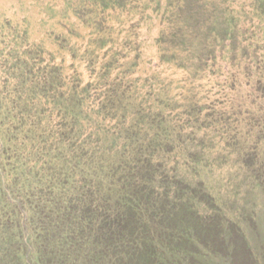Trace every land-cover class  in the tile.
Wrapping results in <instances>:
<instances>
[{
    "label": "trees",
    "instance_id": "obj_1",
    "mask_svg": "<svg viewBox=\"0 0 264 264\" xmlns=\"http://www.w3.org/2000/svg\"><path fill=\"white\" fill-rule=\"evenodd\" d=\"M112 1L99 0L98 4L105 9ZM115 2L118 6L136 3L142 8L151 5L162 9L160 59L176 67L186 63L184 69L192 72V76L203 75L207 69L221 73L222 87L236 93L238 99L242 94L238 90L242 89L240 77L244 76V84L251 93L245 96L251 112L243 116L241 108L234 104L230 116L264 117V0H246L230 11H226L227 0ZM219 5L222 13L218 12ZM250 27L259 34L252 35L247 47L260 53L261 59L254 52L252 57H243L246 45H236L242 28L249 30ZM215 28L222 31L224 28L227 35ZM199 30L209 33V39L196 40ZM191 36L197 43L187 41L186 37ZM116 57L114 53L112 58ZM59 73L49 89L54 88L56 107H63L64 79ZM77 75L70 80L66 92L67 102L73 101L70 113L75 119L67 126L69 135L56 139L60 147L56 156L42 152L29 158L34 153L25 148L28 138L13 134L23 127L22 119L14 116L11 121L0 123V264H186L190 256L186 249L197 250V233H222V227L237 238L227 243L230 250L234 248L228 257L230 261L240 258V264H262L259 260L264 243L256 249L252 237V233H260L264 220L261 214L264 213V182L260 174L252 172L251 182L246 178L252 184L249 200L239 197V214L229 217L224 205L221 209L215 207L206 177L200 176L197 169L191 167L189 180L188 173L178 163L174 162L171 170L168 168L172 159L168 156L173 151H181L183 134L171 120L158 119L160 113L155 111L166 108L165 103L151 99L154 98L151 93L140 98L138 106L135 103L139 96L129 91L124 98H111L105 93L101 96L100 87L93 83L81 86ZM9 84L11 91L3 86L0 98L13 93L17 100V96L24 94L17 82ZM19 89L21 93L17 94ZM48 91H42L43 95ZM163 99L167 98L163 96ZM17 101L8 107L10 112L18 110ZM88 101L93 106H108L115 112L114 116L94 117L82 125L78 110L84 109ZM123 101L124 108L120 109ZM167 102L170 101L167 99ZM254 105L258 109L256 116L252 111ZM3 110L0 102V114ZM138 111L148 115L133 117L140 115ZM117 112L123 117H117ZM196 115L200 117L201 113ZM120 122L123 123L120 125ZM104 126L108 132L103 130ZM99 128L104 134L100 139ZM257 133H264V127ZM258 141L254 151L262 158L250 164L254 166L264 162V142ZM31 150L37 153L39 147ZM187 158L194 163L193 156ZM184 165L190 169L188 163ZM201 205L216 214L205 218L206 211ZM244 212L245 217L241 214ZM220 216H227L228 220ZM210 255L206 257L212 258Z\"/></svg>",
    "mask_w": 264,
    "mask_h": 264
},
{
    "label": "rangeland",
    "instance_id": "obj_2",
    "mask_svg": "<svg viewBox=\"0 0 264 264\" xmlns=\"http://www.w3.org/2000/svg\"><path fill=\"white\" fill-rule=\"evenodd\" d=\"M98 1L0 0V91L3 86L11 91L9 82H17L24 92L22 96H17L21 93L19 89L15 94L17 100L20 97V101L14 99L13 93L10 97L0 98L4 109L0 114V123L9 122L14 116L22 119L23 127L20 126L13 134L18 133V137L26 135L29 142L25 148L30 150L31 154L34 153L29 158L32 159L34 155L42 152L48 156H56L60 149L56 139L60 135L65 138L69 135L67 126L75 119L70 113L73 101L68 103L69 96L66 94L75 73H78V80L82 81L81 86L93 83V86L100 87L101 96L105 93L111 98H124L128 91L135 93L139 96L136 106L140 98L146 93H151L154 97L151 99L166 104V108L159 109L163 110L162 112L155 111L160 113L158 119L171 120L175 126L182 129L183 144H180L179 148L184 151L177 152L183 155L177 157V152L173 151L168 156L172 157L168 168L171 170L175 167L174 162L178 163L179 168L188 173L189 180L192 179L191 167L197 169L200 176L206 177L207 188L214 195L215 207L221 209L224 205L229 217L236 216L239 214L240 205L237 199L240 197L249 200V190L252 188L249 179L251 173H259L264 182V162H259L257 166L250 165L261 157L260 153L257 157L258 153L254 148L257 139L261 144L264 142V133H257L264 127V117L230 116L234 104L239 106L238 109L241 108L243 116L250 111L249 99L245 96L251 93L244 84V76L240 77L242 89L240 87L238 90L242 94H239L241 99H238L236 93L222 87L221 73L207 69L203 75L192 76V72L184 69L186 63L176 67L172 62H163L160 59L159 43L164 25L162 9L158 10L151 5L142 8L136 3H122L118 6L119 3L115 0L102 9ZM244 1L246 0H227L226 11L239 8ZM222 11L223 8L219 5L218 12ZM228 17L227 15L226 20ZM216 30L226 34L224 28L223 31L219 28ZM249 30L242 28V33L236 40L237 47H247V44H251L252 35L259 34L258 30H252L251 27ZM209 37V33L199 30L196 40ZM186 38L187 41L195 42L193 36ZM253 52L256 58L261 59L260 53L248 47L242 55L252 57ZM114 53L117 54L116 59L112 58ZM240 54L238 53V56ZM57 71L64 79L63 107H56L54 88L49 89ZM42 91H48L46 96ZM163 96L170 102H167V99L165 101ZM241 100L245 101V104L241 103ZM16 101L18 110L10 112L8 107ZM91 101L85 102L84 109L78 110L81 116L78 119L82 125L85 121H93L94 117L114 116L115 112L108 106H93ZM123 108L124 101L120 109ZM183 111L191 117L185 116ZM252 111L255 116L258 114L255 105ZM197 112L201 113L200 117H197ZM138 113L140 115L129 116L140 118L148 115L139 111ZM116 115L123 117L120 112ZM122 123L120 122V125ZM4 130L9 134L5 126ZM103 130L108 132V127L104 126ZM101 131L102 129L99 131V139L100 135L104 137ZM83 133L86 134V130ZM101 140L104 141V138ZM36 147H39L37 153L31 150ZM190 155L193 156L194 163L187 161ZM175 157L177 159H173ZM43 160L45 161V158ZM187 163L190 169H186L184 164ZM201 208L206 211L205 218H212L216 214L205 206L201 205ZM241 214L245 217L246 212ZM261 214L264 217V213ZM220 219L228 220L227 216H220ZM197 235V252L194 248L186 249L185 252L190 255L186 264H240V258L235 261L228 258L234 248L230 250L227 243L230 244L231 240L233 242L237 238L234 234L230 235L226 228L222 227V233L199 231ZM252 235L255 239L253 247L258 249V246L264 243V220L260 233ZM217 252L224 258L219 257ZM209 253L213 255L212 258L206 257ZM259 261L264 264V251Z\"/></svg>",
    "mask_w": 264,
    "mask_h": 264
}]
</instances>
